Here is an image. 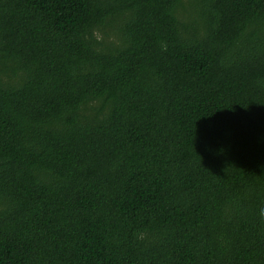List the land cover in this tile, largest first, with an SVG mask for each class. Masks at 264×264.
<instances>
[{
  "label": "trees",
  "instance_id": "trees-1",
  "mask_svg": "<svg viewBox=\"0 0 264 264\" xmlns=\"http://www.w3.org/2000/svg\"><path fill=\"white\" fill-rule=\"evenodd\" d=\"M0 264H264V0H0Z\"/></svg>",
  "mask_w": 264,
  "mask_h": 264
}]
</instances>
